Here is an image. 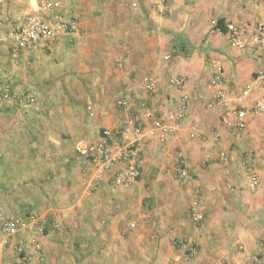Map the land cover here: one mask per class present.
<instances>
[{
    "label": "crops",
    "instance_id": "1",
    "mask_svg": "<svg viewBox=\"0 0 264 264\" xmlns=\"http://www.w3.org/2000/svg\"><path fill=\"white\" fill-rule=\"evenodd\" d=\"M22 3L15 0L0 12V21L5 22L0 32L11 26L9 18L22 15ZM151 9L153 21L172 33L170 36L158 34L157 40L150 41L152 54L146 57L149 60L141 76H158L162 101L167 97V102H174L185 94L187 120L199 113L200 108L219 112L218 107L210 105L212 88L208 80L213 72L220 71L224 86L231 89L264 68V49L231 45L226 34L219 32L227 21L250 31L258 23L264 26V0H176L166 13ZM262 35L264 38V30ZM175 36L177 52L169 49ZM6 44L4 34L0 33V68L3 69L7 68ZM54 44L59 51L61 42ZM52 56L39 49L29 72L36 67L40 80L50 78ZM133 70L138 69L132 65L128 70L131 76ZM172 73L186 78L182 89L167 84V77ZM17 74L20 80V71ZM64 78L67 84L68 75ZM141 85L134 90L145 97L153 113L158 116L171 110L169 104L158 109V97H149ZM46 86L44 90L53 100V92L59 85L50 81ZM63 86L62 90L75 98L86 96L87 92L75 94ZM128 87L122 86L119 92L129 94ZM62 90L60 94L64 96ZM95 90L88 89L92 99L97 100L91 111V106L82 105L83 101L68 104L61 97V102L53 103L60 115L59 121L55 124L52 119L43 123L51 128L44 130L39 140L35 129L33 137L20 133L7 136L10 150L3 154L11 155H5L0 161V174L2 171L8 189H14V195L18 196L12 198L10 210L19 215L27 208L58 224L57 230L45 227L41 234L34 224L18 235L24 238L25 252L30 257L27 264H37L39 254L44 256L41 257L44 264H169L172 261L173 264H207L220 259L223 264H264V118L249 114L245 127L238 131L227 129L219 118L218 146L213 147L211 140L201 149L195 140H189L188 146L182 145V153L188 159L186 167L194 178L184 186L173 181L159 183L158 190L148 189L153 203L150 210H144L139 187L137 190L134 186L117 188L111 193L108 184L95 180L92 169L73 150L75 140H96L99 128L113 127L120 119V111L110 102L109 89L102 85ZM206 96L210 97L209 102L202 106ZM133 109L147 128L153 119L151 109L136 103ZM12 122L24 126L26 121ZM5 137H0V146L6 143ZM158 140L150 139L141 150L148 153ZM207 148L210 161L203 165L201 155ZM244 153L252 155V169L259 177L254 190L248 186L251 174L242 163ZM226 181H238L241 188L228 189ZM192 208L203 214L202 220L193 218ZM178 238L195 245V251L189 253L192 258L184 255L188 252L185 245L174 241ZM35 240H40L42 252L35 248ZM258 247L261 254L253 259L252 254Z\"/></svg>",
    "mask_w": 264,
    "mask_h": 264
},
{
    "label": "rangeland",
    "instance_id": "2",
    "mask_svg": "<svg viewBox=\"0 0 264 264\" xmlns=\"http://www.w3.org/2000/svg\"><path fill=\"white\" fill-rule=\"evenodd\" d=\"M54 1L57 3L58 7H60L61 11L76 17L77 30L73 34L65 36L57 41L58 43L61 42V48L59 51L55 50V44L52 46L51 50L43 49L46 54H53L50 78H47V80H40V74L35 73L38 71L36 67L31 70L32 72H29V68L33 67L31 63L34 60V54L39 49H37L35 52L22 53L16 59H12L7 50V46L5 48L7 56V68H0V137L6 136L4 138L6 143L0 146V161L5 158V155H11L3 154L4 152L8 153V150H10V143L7 142V136L13 137V134L20 133L33 137V134L35 133L38 135L37 140H39L41 136H43L44 130L51 128L50 126H47L43 123H48L52 119L55 124L58 123L60 115L56 112L55 108H53V103L61 102V97H63L62 100L66 101L68 104H80L79 102L83 101L82 105L85 107L87 105L91 106L89 109V111H91L93 103L97 102V100L92 99V96L88 94V89L91 91L96 89L95 91H98L102 85L104 89H109L110 102L113 107L116 106V108L120 111L121 116L115 126L110 128H99L97 130V132H99L98 139L93 141L81 139L85 142H98L104 129H112L121 125L127 115L130 118H133L134 115H136L142 128L148 129L152 128V120L154 118H160L164 113L171 111H166L164 113L162 112L161 115L157 116V114L153 113L154 110H152L148 102H146L147 100L145 97L140 96V92L134 90V87L139 89V85L142 84L141 86L143 90L147 95H149V97H158L156 99L158 103L157 105L158 107H161L158 109L165 108V104H169L171 106V102H167V97L164 98L163 101L161 99L163 96L161 98L159 97L161 89L159 86L158 76H154L157 77L158 82L157 92L147 91L145 89V82L147 78H143L141 76L146 69V62H148L150 55L152 54L150 41H153V39L157 40L158 34L170 36L172 33V31L164 29L161 24H157L156 21H153L154 17H152L150 14L152 9L148 0ZM16 12H18V10ZM156 16H158V14H156ZM4 23V21H0L1 28L3 27ZM9 28L3 32L1 31L0 33L4 34V36L7 35ZM176 40L177 36H175V42L173 41L169 45V49H173V47L178 46ZM55 52L56 54H54ZM146 57L149 58L147 59ZM23 61H25L24 64L21 63ZM132 65L138 70H133V74L131 76L128 70L130 67H132ZM19 71L21 76L20 80L19 75L17 74ZM135 72L138 74H134ZM64 75H68V80H66L67 84L64 82ZM60 77H62L63 80H61ZM39 80L41 82H39ZM50 81H54V83L59 85L53 92L55 96L53 100L50 98V93L44 90L45 87H47L46 83L48 84ZM4 83L9 85L10 92L8 95H3L2 84ZM105 83H107V85ZM61 84L62 86H68V89H71L75 94H78V91L84 93L87 92L85 93L86 96L83 98H75L71 96V94L62 90V88L65 87H61ZM122 86H129V94L128 92H119L121 91ZM28 89H34L36 91L35 100L32 104H27L24 101V94ZM61 90L63 91L65 97L63 94H60ZM121 98L127 99L130 103V109L127 113L121 111L117 105L118 100ZM209 98V96H206L202 102V106L209 102ZM134 103L138 104L140 107L141 105L147 106L151 109V112L153 111V119H151L147 128H145L146 125H143L141 122L138 112L133 109ZM197 111L199 113L190 119L188 117V120L186 119V111L182 119V129L169 135V137L166 139L160 140L156 135L149 134L146 135L144 139L138 144V150L140 153L139 177L133 186L134 190H137L139 187L138 194L142 200V203L145 205L144 210H150L153 203L152 196L147 194L148 189L157 188L159 183H172L173 181L178 185L184 186V184L186 185L189 180L194 178L193 174H191L190 170H188V167L187 178L183 181L178 177L177 170L181 161H183L185 165L188 166V159L181 150L182 145L188 146L189 140H195V142L197 141V147L199 144L200 149L210 140L213 147L219 145L218 122H221L220 120L218 121V110L212 109V111L209 110L207 112L205 109L200 108ZM151 112H149L148 115L150 118ZM55 119L58 120L55 121ZM13 120H25L26 122L24 126H16L14 125V122H12ZM34 123L35 125L32 126L31 124ZM193 125L195 126V131L193 134H189V128ZM33 129H35L36 132L32 133ZM156 138L159 139L156 142L158 147L154 145V149H150L148 153H144V149L141 150L142 145L148 144L150 139L155 140ZM186 138L188 140H185ZM23 144L25 145V141ZM208 151L209 148H207V151L201 155L200 163L202 162L201 164L203 165L210 161V157L208 160L206 159V154H209L207 153ZM74 152L80 157V159L89 169H92L95 180L105 181L108 184L111 193H115L117 188L133 187L112 184V177L114 173L120 168V163L114 164L109 170L107 169L98 173L99 166L90 164L75 150ZM22 153H25V151ZM20 156L24 158L23 154ZM5 180L6 178H4V174H2L1 171L0 264H27L30 260V257L27 256L25 252V245L23 243L24 238H21V236L19 237L18 235H23V232L30 229L29 227L34 224L37 226L39 234L44 232V227L57 230L58 224L55 221L46 220V218L40 216V214L30 211L27 208H24L22 211H20L19 215L16 212H12L9 205L11 204L12 198L18 196L14 195V189H8L9 185H7ZM237 182L238 181H226V186L228 189H235L237 186H239L240 189L241 186ZM21 191L22 190H17L18 193ZM30 213L35 214V219L31 221H25V224L21 225V227H19L16 232L7 239L6 242L3 241V224L9 218L27 220ZM52 223H55L56 226L53 227ZM39 242L40 240H35L33 241V244L35 243V248L40 252L41 247L38 245ZM189 253L190 252H186L184 254L187 256V259L192 258ZM77 255L80 256L81 254ZM41 257L44 258L43 254H39L38 262L44 261V259H41Z\"/></svg>",
    "mask_w": 264,
    "mask_h": 264
},
{
    "label": "built area",
    "instance_id": "3",
    "mask_svg": "<svg viewBox=\"0 0 264 264\" xmlns=\"http://www.w3.org/2000/svg\"><path fill=\"white\" fill-rule=\"evenodd\" d=\"M18 1H23L21 8L24 9V12L18 17L9 18L12 22L7 35H5L7 49L12 59H16L23 52H34L37 49L51 50L55 42L76 32V17L61 11L54 0ZM175 1L148 0L153 10L160 13L168 12ZM14 2L15 0H0V12L5 11ZM263 30L264 26L261 23H258L250 31L232 21H227L219 29V32L226 34L227 41L231 45L244 49L251 46L253 50H263ZM173 51L177 52L176 48H173ZM157 83V77L149 76L145 82V89L157 92ZM167 83L176 89H182L185 86L186 78L182 74L172 73L168 75ZM208 85L212 88L210 105L218 107L219 118L227 129L235 131L243 129L249 114L264 118V68L257 70L248 81L237 88H226L220 71L213 72L208 80ZM2 90L3 95H8L9 85L2 84ZM35 92L34 89H28L25 92V103L32 104L34 102ZM117 105L125 113L130 109V103L125 98L119 99ZM187 105L188 97L181 94L176 101L171 102V111L164 113L160 118H154L152 128L148 129L142 128L136 115L133 118L127 115L121 125L112 129H104L98 142H85L81 139L75 141L74 150L90 164L99 166L98 173L109 170L114 164L120 163V168L112 177V184L131 187L139 177L138 144L140 141L149 134L164 140L169 135L180 131ZM194 131L195 126L193 125L189 128V134H193ZM209 157L210 155L206 154L207 160ZM242 163L250 171L248 186L254 190L259 184V177L252 169L254 163L252 155L244 153ZM177 173L183 181L187 178V167L183 161H181ZM192 216L197 221L203 218V215L195 208H192ZM34 219V213H30L27 220L9 218L2 226L3 241L6 242L21 225L25 224V221ZM52 226L55 227L56 224L52 223ZM175 242L185 245L190 253L195 251V245L186 239L178 238ZM260 254L261 248L258 247L253 252L252 258L258 259ZM37 264L44 263L39 261ZM169 264H173V261ZM207 264H223V261L221 259L213 260Z\"/></svg>",
    "mask_w": 264,
    "mask_h": 264
},
{
    "label": "trees",
    "instance_id": "4",
    "mask_svg": "<svg viewBox=\"0 0 264 264\" xmlns=\"http://www.w3.org/2000/svg\"><path fill=\"white\" fill-rule=\"evenodd\" d=\"M174 48H176V50L178 51L179 46H175ZM44 228H45V227H44Z\"/></svg>",
    "mask_w": 264,
    "mask_h": 264
}]
</instances>
